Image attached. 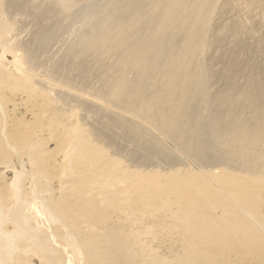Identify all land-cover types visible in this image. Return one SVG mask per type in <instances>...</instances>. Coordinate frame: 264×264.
I'll use <instances>...</instances> for the list:
<instances>
[{
  "label": "bare ground",
  "instance_id": "bare-ground-1",
  "mask_svg": "<svg viewBox=\"0 0 264 264\" xmlns=\"http://www.w3.org/2000/svg\"><path fill=\"white\" fill-rule=\"evenodd\" d=\"M0 264H264V0H0Z\"/></svg>",
  "mask_w": 264,
  "mask_h": 264
},
{
  "label": "rangeland",
  "instance_id": "rangeland-1",
  "mask_svg": "<svg viewBox=\"0 0 264 264\" xmlns=\"http://www.w3.org/2000/svg\"><path fill=\"white\" fill-rule=\"evenodd\" d=\"M79 7H76L74 10H73V12H72V14H71V25H72V27H71V29H74V28H76L79 24H81L84 20H85V18H86V14H85V3H81L80 5H78ZM28 25H26L24 28L26 29L24 32L26 33L28 30V34H29V32H30V29H29V27H27ZM30 28H32L31 26H30ZM24 32H22V36L23 37H27V35L28 34H25ZM24 33V34H23Z\"/></svg>",
  "mask_w": 264,
  "mask_h": 264
}]
</instances>
